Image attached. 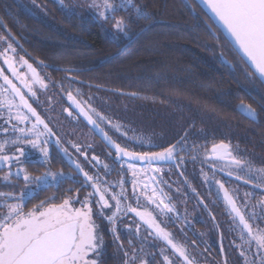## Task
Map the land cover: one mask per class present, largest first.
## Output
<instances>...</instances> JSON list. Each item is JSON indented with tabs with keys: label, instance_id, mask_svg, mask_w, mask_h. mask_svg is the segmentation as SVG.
I'll return each mask as SVG.
<instances>
[{
	"label": "snow or ice",
	"instance_id": "6c2138e0",
	"mask_svg": "<svg viewBox=\"0 0 264 264\" xmlns=\"http://www.w3.org/2000/svg\"><path fill=\"white\" fill-rule=\"evenodd\" d=\"M58 3L65 10L68 17L76 15V5L65 4V0H58ZM199 3L205 5L219 28L227 34L229 43L232 44L233 50L240 55L241 60L248 67L246 68V76L250 80H259L264 82V0H199ZM100 19L105 23L111 21L112 32L109 35L112 39L118 38L119 35L129 36L131 15L134 14L137 20L149 19V13L144 6L136 3V0H89L87 5ZM124 11L129 13V18L117 16V13ZM211 28V26H209ZM215 37V32L212 33ZM0 41H7V37L0 35ZM16 49L12 43L8 42L7 47L0 52V57L7 65V69L11 72V76L19 81L25 91L18 87L5 70L0 68V109H6L7 117L4 118L0 114V119H4L9 127H0V132L7 134L10 130L18 133L14 139H5L0 142V169L5 166L8 171L0 177V180L6 184H10L13 176L23 177L26 188L18 195L12 192H0V264H98L95 256H99V249L103 247V237L99 232V225L94 219L97 215L106 219L112 225L114 239L119 240L117 234L116 222L121 212L135 213L140 221L147 226L149 236L163 241L166 247L160 248L159 254L162 257L161 264H197L196 259L189 252L187 245L177 242L173 233L167 230L166 220H160L155 214L157 211L160 216L171 217L168 214H175L176 219H181L180 214L171 198L164 190L152 187L150 183H144L137 179L132 180L133 195L136 196V190L139 183H143V190L140 192L144 196L147 203L154 205V209L147 207H132L131 204H124L128 199L124 187L125 181L121 179L117 185L119 192L113 191L114 185L103 182L99 176L90 175L85 171L84 167L78 160H73L67 148L61 145L59 137H56L55 143L57 147L68 157L69 163L74 165L80 174L84 177V184L81 187L91 186L92 192L81 201L79 197H67L59 204L51 202L55 197H49L47 201H40L38 205L33 206L25 211V202L32 198L34 189L27 185L34 184L36 188L43 186H56L64 182L66 177L63 170L60 172L47 171L41 176H31L28 170L23 166L28 156V149L37 151L40 154L39 162L42 165H49V137L56 134L49 126L48 122L41 116L32 103L29 102L30 97H36L37 93L33 86L38 84L41 88H46L45 78L41 77L38 70L31 63L20 57L21 66H26L31 74H23L16 67L14 55ZM223 57V53H221ZM227 62V61H226ZM68 69L67 71H73ZM68 100L72 102L87 122L93 125L97 131L114 147L116 160L123 161L125 158L129 160H138L147 164L146 168L137 169L134 165L128 164V169L132 172L133 177H138L142 173L149 171L159 173L162 171L160 167H154L160 162L174 161L179 157L183 162L181 152L194 151L198 146L189 144L187 133L180 137L175 143L167 146H160L159 151L135 152L130 151L128 147L121 146L120 143L113 141L108 133L100 126L97 119L93 118L91 113L104 121L107 118L100 113H96L95 109L89 108L88 111L73 96L72 92L67 93ZM25 109V112L21 111ZM238 110L254 123L259 122V113L251 104L241 103ZM69 116L72 112L64 109ZM30 114V115H29ZM34 118V119H32ZM15 120L16 123H12ZM111 123V121H108ZM31 126L28 127L27 125ZM25 125V127H20ZM117 131L120 125H114ZM127 135V133H124ZM14 147L15 152L9 154L6 149ZM89 148L91 145L88 146ZM238 147V146H237ZM80 156L85 160H89L87 151H82L79 144H72ZM109 155H113L109 153ZM205 157H215L219 160L227 161L226 167L238 171H228L227 175H235L237 180H243L245 184H250L254 189H258L259 198L256 192H245V199L242 204L238 205L237 197L234 196L225 187L224 183L217 180L220 190L223 192V199L228 206L229 213L232 215L233 223L239 228V236L241 243L235 245L240 250V256L244 259V264H264V227L254 224V221L264 220V165L256 166L252 161L241 158L234 154V150L230 143L221 141L213 144L211 149L205 152ZM24 158V159H22ZM193 159L196 157L193 156ZM101 163L96 155L91 156V162ZM16 165V171L13 173L12 166ZM123 167V164H121ZM103 168L109 170V165L103 164ZM224 169L221 168V171ZM183 175V173H181ZM207 178V177H206ZM151 181H156L155 176L151 177ZM150 188V194L147 190ZM71 191V189H69ZM79 191V190H77ZM98 197L95 204L99 207V211L94 214L92 197ZM140 196H136L137 204H139ZM114 201L115 204H111ZM79 203L80 207L74 204ZM111 215L105 214V209L111 210ZM256 209H260L257 214ZM187 225V221L185 220ZM140 225L136 226V233L139 234ZM131 243V242H130ZM195 244V241L192 242ZM235 244V241H233ZM246 246V247H245ZM123 248V244L119 245ZM255 248L252 258L248 253ZM167 249L171 250L172 255L167 254ZM223 252V248L220 249ZM154 253H145L143 248L133 249L131 254L124 252L126 259L124 264H151L147 259ZM227 264V260H225Z\"/></svg>",
	"mask_w": 264,
	"mask_h": 264
},
{
	"label": "flooded vegetation",
	"instance_id": "af4514ba",
	"mask_svg": "<svg viewBox=\"0 0 264 264\" xmlns=\"http://www.w3.org/2000/svg\"><path fill=\"white\" fill-rule=\"evenodd\" d=\"M88 3L89 0H65V4L77 6L76 15L68 17L58 0H0V35L7 37V41H0V52L7 47L8 42L12 43L16 52H9L8 54L14 55L18 71L27 74L29 77L31 76L27 67L21 66L19 62L20 57H23L38 70L41 77L45 78L47 87L41 88L38 84L34 85L33 88L37 96L30 97L29 102L45 118L56 134L48 138L51 160L49 165H42L39 162L40 154L29 148L23 166L33 177L41 176L47 171L55 173L61 170H63L66 177H70V179H65L59 187L45 186L34 190L33 197L38 194L37 190L48 189L40 197V200L34 199L35 201L30 203L31 198L27 199L25 211L38 205L40 201H47L49 197H55L51 202L57 204L67 197L75 198L78 196L82 201L89 192L93 191L90 185L81 187L84 184V177L74 165L69 163V159L64 152L57 147L55 140L56 137H59L61 145L68 149L72 159L78 160L90 175L99 176L103 182L114 186L121 179L125 181L124 187L128 197L124 201L125 205L147 207L150 210L155 207L148 204L145 197L140 195L143 190V183H139L137 186L136 196H140L139 204H137L136 196L133 195V179L150 183L152 187L157 189L162 188L171 198V203L175 205L181 219H176L175 214H168L171 217L170 220L168 217L160 216L158 211L155 214L160 220L167 221V230L173 233L177 242L187 245L197 264H225V260H227V264H244V259L240 256V250L235 246L241 243L240 230L233 223L232 215L229 213L228 206L223 199V192L216 181L219 180L224 183L229 192L237 197L238 205L243 203L245 192H256L257 196L253 198V202H255V199L259 198L260 190L254 189L250 184H245L243 180H237L235 175H227L230 170L238 171L226 167L227 161L215 157L206 158L205 152L210 150L213 144H200L198 140L189 142L190 145L195 144L198 147L194 151L181 152L179 155L183 156L182 163L178 157L172 164L154 165V167L162 169L159 173L149 171L140 174L138 177H133L132 172L128 169V164L134 165L137 169L146 168L147 165L116 160L114 152L97 137L93 130L69 106L68 92H72L86 111H88V107L85 100L91 99V103L93 101L98 102L103 97L105 98L103 93L108 92L104 87L97 86L86 78L89 72L97 70L104 64V61L93 64V61L99 58V50L96 51L88 46V27L92 28L90 31H95L99 37H102L104 31V21L87 7ZM111 32L112 30L109 31V33ZM94 50L97 54L94 53ZM88 55L91 56L90 65H86ZM0 68H3L5 74L13 79V82L27 94V90L23 89L20 82L11 76V72L4 64L2 57H0ZM68 69L74 70L67 71ZM0 83H3V81L0 80ZM66 108L72 112L71 116L64 111ZM21 111L27 114L25 109H21ZM0 114L6 118V109H0ZM90 114L98 120L100 126L104 128L113 141L120 143L122 147H128L130 151H159L160 146H163L162 143L156 142L157 139L150 135L144 137L139 130H110L103 125V121H100L95 114L91 112ZM12 123H16V121L13 120ZM27 126L30 127L31 125L28 124ZM0 127H9L10 129L11 125H6L4 119H0ZM20 127H25V125H20ZM124 133H127V135H124ZM16 135L18 133H13L11 130L7 134L0 132V142L5 139H14ZM181 135L177 137V140L182 137ZM73 143L79 144L82 151H87L89 160H85L72 148ZM89 145H91L90 148ZM156 146H159V148L156 149ZM233 150L234 154L252 161L256 166L263 165V157H261L263 152L261 149L255 155L252 152L243 154L236 149ZM6 151L11 154L15 152V148L8 147ZM109 153L113 155L110 156ZM189 153L196 158H186ZM92 155L98 156L101 163L97 164L94 161L89 163ZM200 155L203 157L200 158ZM55 164H59L58 166L61 169H51V166ZM103 164L109 165V170L106 171ZM121 164H123V167H121ZM221 168L224 170L221 171ZM29 169H32L35 173H31ZM14 170H16L15 164L12 166V171ZM7 171L6 166L0 169V177ZM153 176L159 183L151 181ZM11 182H15L23 190L26 188L22 175L19 178L13 176ZM30 185L31 187L28 185L27 187L34 189L33 184ZM23 190H20L19 193ZM113 191L119 192L120 188L115 186ZM147 192L150 194V188ZM96 199L98 197H92L94 214L99 211V207L95 204ZM110 203L115 204L111 200ZM74 206L80 207V204L75 203ZM114 210L112 208L104 211L106 215H111ZM256 212L260 214V209H256ZM94 219L99 225V232L103 237V247L99 249V256L94 257L97 259L98 264H124L126 259L124 252L128 251L131 254L132 250L136 249L139 254L140 248H143L145 253L155 254V259L151 255L147 257L151 264H161L162 257L159 251L160 248L166 246L163 241L148 235L151 230L147 229V226L140 221L135 213L127 212L125 214L121 212L118 216L116 229L120 237L119 240L114 239L111 231L112 225L106 219L97 215H94ZM185 220L188 222L187 225ZM253 223L264 227V220H257ZM138 224L140 225L139 234L136 233ZM193 241H195V244L192 243ZM233 241H235V244ZM121 243L123 248L119 247ZM221 248H223V252H221ZM254 251L255 248L248 253L250 259ZM167 254L172 255L170 249H167Z\"/></svg>",
	"mask_w": 264,
	"mask_h": 264
},
{
	"label": "trees",
	"instance_id": "16d2710c",
	"mask_svg": "<svg viewBox=\"0 0 264 264\" xmlns=\"http://www.w3.org/2000/svg\"><path fill=\"white\" fill-rule=\"evenodd\" d=\"M136 3L144 6L149 19L137 20L132 14L129 36L112 39L111 21L104 22L102 37L88 27V46L99 50L93 64H104L86 78L108 90L98 102L85 100L88 110L106 117L103 125L110 130H116L117 124L120 130H139L163 146L187 133L188 142L223 141L243 154L255 155L261 149L264 165L261 82L247 78V65L194 0ZM117 16L128 19L129 13L120 11ZM90 58L86 57V65ZM242 102L257 109L258 123L238 110ZM192 157L189 153L186 158ZM58 165L51 169L60 170ZM20 190L15 182L0 180V192L17 195ZM37 191L30 203L48 189Z\"/></svg>",
	"mask_w": 264,
	"mask_h": 264
},
{
	"label": "water",
	"instance_id": "95a60500",
	"mask_svg": "<svg viewBox=\"0 0 264 264\" xmlns=\"http://www.w3.org/2000/svg\"><path fill=\"white\" fill-rule=\"evenodd\" d=\"M200 7H201V9L206 13V15L209 17V19H210V17L212 16V13L210 12V10L205 6V5H203V4H201V3H199V0H194ZM211 20V22L213 23V25L221 32V34L224 36V38L228 41V38H227V34L223 31V29L222 28H219L218 27V24L213 20V19H210ZM228 43H229V41H228ZM231 46H232V44L231 43H229ZM232 48H233V46H232ZM239 57H240V55H239ZM241 58V57H240ZM248 67V66H247ZM259 82H261V81H259ZM261 84L264 86V82H261ZM69 106L71 107V109L77 114V116L79 117V118H81L83 121H84V123L91 129V130H93V132L97 135V137L108 147V148H110L114 153H115V149H114V147L99 133V131H97L96 130V128L93 126V125H91V124H89L88 122H87V120L84 118V116L83 115H81L80 114V112H79V109H77L76 107H75V105H73L72 104V102L71 101H69ZM124 160H126V161H129V162H133V163H135V164H140V165H147L146 163H144V162H142V161H138V160H129V159H127V158H125ZM119 161V160H118ZM173 163V161H168V162H160L158 165H162V164H172Z\"/></svg>",
	"mask_w": 264,
	"mask_h": 264
},
{
	"label": "rangeland",
	"instance_id": "374dc122",
	"mask_svg": "<svg viewBox=\"0 0 264 264\" xmlns=\"http://www.w3.org/2000/svg\"><path fill=\"white\" fill-rule=\"evenodd\" d=\"M6 169H8V168L6 167ZM15 171H16V170H14V171H13V173H15ZM28 186H30V187H31V185H28ZM33 187H34V190L38 189V188H36V187H35V185H34V184H33ZM42 187H45V186H43V185H42V186H41V187H39V188H42Z\"/></svg>",
	"mask_w": 264,
	"mask_h": 264
}]
</instances>
